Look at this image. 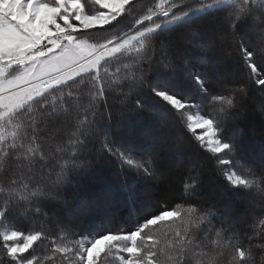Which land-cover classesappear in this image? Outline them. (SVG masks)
Masks as SVG:
<instances>
[{
  "label": "snow or ice",
  "instance_id": "snow-or-ice-1",
  "mask_svg": "<svg viewBox=\"0 0 264 264\" xmlns=\"http://www.w3.org/2000/svg\"><path fill=\"white\" fill-rule=\"evenodd\" d=\"M253 85L264 97V0H0V264H255V250L264 264V216L246 237L260 242L242 246L243 213L200 199L207 164L189 152L210 153L247 210L264 211V148L244 162L225 127ZM144 96L192 142L170 134ZM117 136L142 139L117 146ZM113 168L133 174L106 189L129 205L140 182L151 190L173 168L187 175L176 204L156 201L131 229L84 230L76 213L91 207H69L63 191Z\"/></svg>",
  "mask_w": 264,
  "mask_h": 264
},
{
  "label": "trees",
  "instance_id": "trees-1",
  "mask_svg": "<svg viewBox=\"0 0 264 264\" xmlns=\"http://www.w3.org/2000/svg\"><path fill=\"white\" fill-rule=\"evenodd\" d=\"M195 39V37H193ZM249 40L252 44H258V34L252 33L249 36ZM187 58L194 64H200L202 53L199 48L189 46ZM114 67V66H113ZM224 67L223 64L220 65ZM234 76L235 73H230ZM250 92V99L246 102L242 114L237 118H229L225 127L227 128L228 134H235L239 138L242 144V155L244 162L246 163H258L261 155V149L264 148V113L260 111V104L264 102V97L256 91V86H252ZM144 102L151 105L159 114L160 118L165 120L169 126L170 134L177 138L183 139L185 144L192 142L190 134L183 133L182 128L175 121L173 115L165 108L163 102L158 99H154L148 96L142 97ZM203 111L206 112V109ZM143 122L145 127H155L158 122L156 118H147ZM141 137H120L117 136V146L127 144L130 142H139ZM189 152L194 159L198 160L201 164H207V167H203L202 180L203 184L200 192V199L206 201L208 205H214L216 208L223 210L224 208H232L237 213H243V219L239 222L241 228V239L240 244L247 247L249 243H258L259 240L249 241L246 237L252 235V229L250 225L253 221V216H264V211L259 208L247 210V205L244 201L239 199L232 193L227 187L226 183L222 178L216 175L214 164L209 162L210 153L203 152L197 148L190 147ZM235 163V162H234ZM100 175L105 177L104 179L90 178L80 181L78 184L69 185L63 191L64 198L68 201L69 207L72 206L73 202H86L90 207L91 211L86 214L76 213L79 216L82 228L89 230L93 225L99 222H103L105 227L117 228L123 227L131 229L134 227L138 218H142L146 211L151 210L155 212L156 201L166 202L169 207L176 204L181 197V186L182 182L187 175L186 168H173L164 177L163 181L152 188L146 190L143 182L137 185L138 199L135 205H129L126 201V197L123 194H119L114 197H109L107 187L109 183L119 177H127L129 182L133 181V174L125 170L119 172L113 168V174L101 169ZM111 199V204L107 211H105L104 205ZM151 201V208H146V203ZM135 208V213L133 212ZM215 224L219 225L220 220L214 221ZM21 228H26L27 225L24 222H20ZM163 227V226H162ZM203 236V233H201ZM41 245L37 248V252L41 251ZM256 251L255 264H261V255L259 250ZM227 257L221 262L225 264Z\"/></svg>",
  "mask_w": 264,
  "mask_h": 264
}]
</instances>
